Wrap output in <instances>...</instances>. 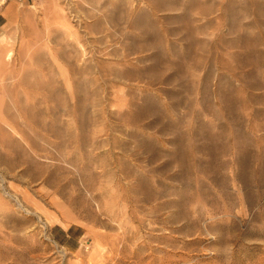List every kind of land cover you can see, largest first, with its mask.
I'll return each mask as SVG.
<instances>
[{"label": "rangeland", "instance_id": "obj_1", "mask_svg": "<svg viewBox=\"0 0 264 264\" xmlns=\"http://www.w3.org/2000/svg\"><path fill=\"white\" fill-rule=\"evenodd\" d=\"M2 1L0 264H264V0Z\"/></svg>", "mask_w": 264, "mask_h": 264}, {"label": "built area", "instance_id": "obj_2", "mask_svg": "<svg viewBox=\"0 0 264 264\" xmlns=\"http://www.w3.org/2000/svg\"><path fill=\"white\" fill-rule=\"evenodd\" d=\"M3 3V1L2 2H0V5Z\"/></svg>", "mask_w": 264, "mask_h": 264}, {"label": "bare ground", "instance_id": "obj_3", "mask_svg": "<svg viewBox=\"0 0 264 264\" xmlns=\"http://www.w3.org/2000/svg\"><path fill=\"white\" fill-rule=\"evenodd\" d=\"M100 190V189H99Z\"/></svg>", "mask_w": 264, "mask_h": 264}]
</instances>
